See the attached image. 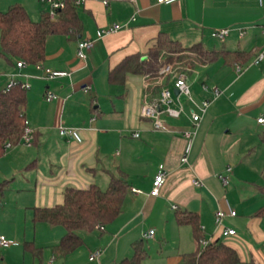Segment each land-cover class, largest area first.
Listing matches in <instances>:
<instances>
[{"label": "crops", "instance_id": "0c3cea01", "mask_svg": "<svg viewBox=\"0 0 264 264\" xmlns=\"http://www.w3.org/2000/svg\"><path fill=\"white\" fill-rule=\"evenodd\" d=\"M14 3H21L33 20H39L46 13L43 7H50L41 0H0V10H6ZM77 9L84 25L80 38L95 40L88 58L81 59L77 54L80 38L55 34L48 39L44 60L46 66L67 70L69 74L56 78L41 77L34 63L18 67L17 60L9 64L0 56V73H7L0 75V88L7 86L13 74L20 81H33L39 86L36 89L30 86L26 111L29 126L38 134L37 143L34 139L32 145L20 142L0 153V162L10 163L2 177L13 175V179H18V190L26 191L23 194L29 198L19 208H32L33 215L34 206H54L63 202L64 190L68 186L84 188L96 183L105 188L111 175L123 171L129 191L123 212L100 231L105 232L108 245L115 244L114 258L106 257L108 249L103 248V264L105 258L113 259L117 264L116 259L121 262L131 257L133 242L145 239L146 227L155 230L154 238L159 230L163 239L171 228L175 230L174 247L170 251L167 245L153 260L183 264V254L195 251L197 241L190 225V229H186L185 225L177 223V210L198 212L206 237L219 238L234 247L241 257L239 264H264V217L255 215L262 201L249 209H242L241 215L237 212L235 216H225L223 224L237 229L239 232L235 235L221 236V228H217L215 222L216 210H227L226 200L222 198L226 187L219 174L229 163L235 164L234 159L239 153V149L233 147L234 142L229 143L227 132L222 130L231 125L224 121L225 116L235 114L254 120L255 116L251 115L256 113L259 117L264 113V58L259 63H252L264 50V0H175L170 3L108 0L107 4L104 0H85ZM115 23L122 27L99 35L101 29ZM222 28L230 29L225 40L211 34L212 29ZM241 30L245 31L243 35ZM161 34L187 47L202 43L204 49L214 52L223 49L256 51L241 74L236 72L235 64L226 63L221 56L204 65L194 63L198 72L188 70L191 88L197 96L211 97L210 92L202 89L204 81L216 83L223 90L212 101L201 121L189 164L181 161L186 144L183 130L191 126L189 102L185 100V114L167 118V123L175 131L158 130L151 119L141 116L145 92L143 74L128 72L125 84L109 80L110 71L128 55L141 53L143 59H147L149 48ZM215 40L221 41L223 47L219 49ZM163 85L175 90L176 81L167 78ZM161 87H157V94ZM48 90L57 97L48 100ZM182 98L184 100V96ZM258 123L264 126V123ZM61 124L78 127L81 140L62 135ZM137 131L140 135L134 136ZM251 145L245 147L248 149ZM161 164L168 171L167 179L160 193L151 195L154 177ZM195 177L203 179L205 185L195 186L192 183ZM133 188L142 192L135 194ZM4 221L3 216L0 217V223ZM0 232L10 231L4 232L3 229ZM91 233L83 235L85 243ZM10 239L15 240L16 245L22 242L17 237ZM121 242L128 243L122 251ZM165 251L169 252L167 256ZM120 252H123L121 256ZM52 258H42V262L55 264L56 258ZM67 262L65 259L62 264Z\"/></svg>", "mask_w": 264, "mask_h": 264}, {"label": "trees", "instance_id": "16d2710c", "mask_svg": "<svg viewBox=\"0 0 264 264\" xmlns=\"http://www.w3.org/2000/svg\"><path fill=\"white\" fill-rule=\"evenodd\" d=\"M83 20L73 0H65L62 7L57 8V15L51 18L48 12L39 20H33L21 3H14L6 10H0V56L9 64L14 60L27 63L44 61L47 56V44L50 36L68 34L72 39L82 37ZM168 52L197 50L204 61L221 56L228 64H246L256 55L255 50H227L214 52L204 49L202 43L184 46L180 41L166 35H160L148 50V58L143 59L141 53L125 57L109 74V80L116 84H125L126 74L157 73L160 67L159 55ZM16 61V64H17ZM28 88L18 83L8 90L0 89V153L5 151V143H20L27 120ZM34 143L38 134L34 132ZM264 140V136L262 137ZM264 195V184L257 186ZM129 191L126 174L111 175L107 187L96 183L79 188L68 186L64 190V200L54 206H34L32 220L35 223L46 222L50 225H61L65 233L60 241L52 247L54 255L66 256L85 243L80 231L92 232L97 225L113 222L122 212ZM256 216L264 217V205L259 207ZM179 225H190L197 248L193 252L184 253L183 264H239L241 257L237 250L221 239L212 240L203 246L201 239L206 237L202 229L200 214L191 210H177L175 215ZM26 250L33 256H42V248L35 246L34 241H25ZM148 256L144 239L133 242V254L121 260L120 264H142Z\"/></svg>", "mask_w": 264, "mask_h": 264}, {"label": "rangeland", "instance_id": "374dc122", "mask_svg": "<svg viewBox=\"0 0 264 264\" xmlns=\"http://www.w3.org/2000/svg\"><path fill=\"white\" fill-rule=\"evenodd\" d=\"M40 6L43 7L42 5ZM43 8L46 12H49L50 10V7L49 9H47L48 7ZM220 42L221 41L219 40L214 41L219 49L224 45ZM202 57V54L197 50L172 53L163 50L159 55L158 61L160 62V67L165 63H173L174 66H180L182 63H185L187 67L188 64L195 65V58L197 59L196 61H204ZM183 67H185V65ZM36 69H38L41 77H45L42 69L38 67H36ZM2 73L4 75L7 74L1 72L0 75ZM28 83L30 86L32 85V88H39V86H35L33 81ZM29 88L28 92L31 91V88ZM197 88L199 87L197 86ZM184 100H186L185 96ZM251 116H255L254 120L236 117L235 114L226 115L224 121L230 122L231 125L222 128V130L229 135V143L231 144L234 142V149H239V153L234 159L235 164L232 163L235 174L231 176L230 184L226 187V191L224 192L225 195H223L222 198L227 200L232 207L235 206L239 215L243 214L241 213L242 209H249L251 208V205L259 204L261 201L263 203L260 205H264V195L257 189L258 185L264 184V140L262 139V135H264V126L257 122L258 116L256 113ZM228 128L230 130L226 131ZM246 144H252L249 146L250 149L245 147ZM9 167L10 163L0 162V217L3 216L5 220L4 223H0V230L4 229V232L10 231L3 234H7L10 238H20L22 239V242L18 245H16V243L15 245L8 247L0 246V264H42V258H52V247L61 239L65 233V229L61 225H50L46 222L35 223L32 220V208L23 210L19 208L21 204H25L29 198L23 194L26 191L20 192L18 190V179H13V175H9L8 178L2 177L3 172ZM6 179L8 180L5 182ZM236 203H238L239 206ZM170 210L173 211L172 209ZM111 223H107L106 225L108 226ZM184 227L190 229L188 225H185ZM146 229L149 230L147 227ZM98 230L99 229H94L88 237L87 242L73 252L66 256L55 255L54 258H52H56L55 264H62L65 259H68L67 264H96L95 261L89 259V250H94L97 247H107L106 249H108V252L106 257L108 255L110 258H114L115 244L108 245L106 237L104 236L105 232H100V230ZM236 231L239 232L237 229ZM159 232L160 231L158 230L157 238L152 237L144 239V245L148 252V256L146 257V260L144 259V261H142V264H164V261L162 260L153 259H157L167 245H169L167 248H170V251L174 247L176 242V240H174L175 230H172L171 228L165 239L159 236ZM80 233L81 235L88 234L87 231H80ZM220 233L221 236H223L222 229ZM24 240L34 241L35 246L42 248V256L35 257L31 251L26 250ZM127 245L128 243L121 242L120 251L124 250V247ZM122 254L123 252H120L119 256ZM168 254L169 252L167 253L165 251L164 255L167 256ZM113 262V259L109 261V259L105 258V264H115ZM115 262L120 264V260L117 261L116 259ZM43 264L47 263L44 261Z\"/></svg>", "mask_w": 264, "mask_h": 264}, {"label": "built area", "instance_id": "2783aa9c", "mask_svg": "<svg viewBox=\"0 0 264 264\" xmlns=\"http://www.w3.org/2000/svg\"><path fill=\"white\" fill-rule=\"evenodd\" d=\"M42 2L49 3L50 10L48 14L51 18L56 17L57 15V8H60L64 5L65 0H41ZM76 6L82 5L85 0H73ZM175 0H158L160 3H170ZM108 0H104V3L107 4ZM262 2V0H260ZM122 25L120 23H115L111 26L104 27L99 31V35H103L106 33H110L113 31H116L120 29ZM228 28H222V29H212L211 34L213 36H216L220 38L221 40H225L226 36L229 34ZM245 33L244 30L240 31V34L243 35ZM264 33V29H263ZM95 45V40L90 37H83L78 40V46H77V54L81 59H87L89 52ZM191 54V52H190ZM193 55V54H192ZM264 58V50H261L254 58L252 63H259ZM195 58V64L200 63L202 65L207 64V61H196ZM177 63V62H176ZM27 64L26 61L20 59L17 61L18 67H23ZM34 65L44 71V76L46 78H56L59 76H64L69 74V71L67 70H61V69H53L49 66H46L44 61H39L37 63H34ZM248 65L236 63L235 64V70L238 74H241L242 71L247 67ZM186 67V66H185ZM183 67V63L180 66H174V64H163L158 72L156 74L153 73H144V96H143V103L141 105V116L145 118H149L152 120L154 128L158 130H166V131H175L176 129H173L168 123L167 118L168 117H174L178 118L181 115L185 114L186 107H185V100H183V96L186 97V101L190 104V109L188 113V117L191 121V126L184 129V137L186 140L185 148L181 157V161L184 164H189V156L192 151L193 143L195 141V138L198 133V129L200 127L201 121L203 120L204 115L209 109V106L211 105L212 101L217 99L223 92L221 87L216 83H207L206 81L202 82V89L206 93H211V97L208 95H205L203 97H197L194 93V91L191 88L192 81L189 77L188 70L189 71H196V67L189 64V67L187 66L186 69ZM169 78L170 81H176V88L179 90L178 94L175 93L172 87L168 85H163L165 79ZM18 83H21L22 86L29 88L28 82H23L15 78V74L11 76L10 81L8 82L7 86L2 89L4 91L8 90L13 85H16ZM162 85L159 93L157 94L156 90L157 87ZM175 88V89H176ZM57 97V94L48 90L46 93V98L48 100L55 99ZM258 122L264 123V114L258 117ZM60 133L62 135L75 138L77 140H81L80 130L78 127H72V126H66L64 124H61L59 126ZM140 133L137 131L134 133V136H139ZM34 139V129L27 124L25 128V132L23 134V137L20 142L26 144V145H32ZM13 144L10 141H7L5 143V149L12 147ZM234 166L229 163L224 172L219 174V178L221 180V183L223 186L227 187L230 184L231 176L234 171ZM168 171L164 164H161L158 168V172L156 173L153 181V186L150 191L151 195H158L161 191V188L163 184L165 183L167 179ZM192 183L195 186H204L205 183L203 179L199 177H195L192 179ZM135 194H139L142 192L139 188H133L132 189ZM227 204V210H224L223 208H218L215 212V222L216 227L222 229V235L225 237L235 235L237 233L235 228L225 226L223 223V220L225 216H235L237 215V210L231 206V204L226 200ZM174 208H177V205L173 206ZM202 229H205L204 225L201 226ZM97 228L100 231L105 230V225L100 223L97 225ZM144 238H152L155 236V230L149 229L144 233ZM213 238V237H211ZM208 237H203L201 239V244L203 246L208 245L212 239ZM17 242L13 239L8 238L4 234H0V246L2 247H8L11 245L16 244ZM103 248L99 247L94 250H92L89 254V259L92 261H95L97 264H103Z\"/></svg>", "mask_w": 264, "mask_h": 264}, {"label": "water", "instance_id": "95a60500", "mask_svg": "<svg viewBox=\"0 0 264 264\" xmlns=\"http://www.w3.org/2000/svg\"><path fill=\"white\" fill-rule=\"evenodd\" d=\"M174 91H175L176 94H178V92H179V90L177 88Z\"/></svg>", "mask_w": 264, "mask_h": 264}]
</instances>
